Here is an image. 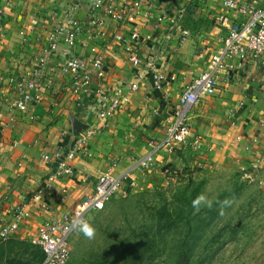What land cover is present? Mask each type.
<instances>
[{"label":"crops","instance_id":"crops-1","mask_svg":"<svg viewBox=\"0 0 264 264\" xmlns=\"http://www.w3.org/2000/svg\"><path fill=\"white\" fill-rule=\"evenodd\" d=\"M118 1L126 6L134 0ZM219 1L145 0L133 22L119 24L98 12L103 26L92 28L89 34L85 29L92 0H0V225L9 219L15 205L29 201L35 194H44L42 198L51 203L54 212L62 214L73 208L76 197L92 190L101 173L116 177L129 171L131 183L135 184L147 170L150 177L151 169L176 163L175 153L160 147L154 150L149 143L161 145L167 120L172 118L183 87L206 69L212 52L222 47L226 29L214 19L223 11ZM255 3L264 6V0ZM164 8L171 17L179 16L180 27L190 32L180 43L175 34L167 33V20L155 26L158 10ZM73 21L81 26V31H76V45L70 50L85 60L95 55L102 57L106 74L100 84L111 88L139 81L124 50V45L130 44L143 57L152 48L160 49L157 68L166 76L162 90L153 89L150 75L145 73L126 105L114 115L96 118L90 110L93 95L73 94L69 76L51 60L55 83L43 89L42 99L25 112L11 109L5 103V97H10L3 91L5 77L38 55L54 29H59L55 34V54L68 49L63 36L74 30ZM99 30L102 33L98 37ZM133 32L134 39L130 36ZM105 43L111 45L109 49L103 48ZM262 52V58L256 61L241 58L238 53L224 58L226 63L237 65L236 73L218 71L214 91L200 94L197 103L187 110L186 119L190 134L202 140L201 146L210 147L214 162L223 165L229 174L240 176V167L250 168L256 158L262 157L258 169L251 172L264 188ZM97 84L92 81L91 91ZM82 133L86 135L83 151L69 159L74 173L57 174L58 160L45 162L42 154L68 149L70 142ZM149 154L151 165L140 167L137 162ZM63 192L69 193L64 202L59 199ZM28 207L30 216L16 232L24 239L44 217L36 200H31Z\"/></svg>","mask_w":264,"mask_h":264},{"label":"rangeland","instance_id":"rangeland-1","mask_svg":"<svg viewBox=\"0 0 264 264\" xmlns=\"http://www.w3.org/2000/svg\"><path fill=\"white\" fill-rule=\"evenodd\" d=\"M200 141L190 134L172 152L176 163L147 170L90 211L91 236L73 234L66 264H264V188L229 174ZM28 239L0 237V264H41Z\"/></svg>","mask_w":264,"mask_h":264},{"label":"built area","instance_id":"built-area-1","mask_svg":"<svg viewBox=\"0 0 264 264\" xmlns=\"http://www.w3.org/2000/svg\"><path fill=\"white\" fill-rule=\"evenodd\" d=\"M144 1L134 0L133 4L123 6L118 0H92L88 28L85 31L92 34V28H102L103 20L98 18V12L111 17L119 24L133 22L138 7ZM219 4L223 11L215 15L214 19L219 26L226 29L222 47L212 52L206 69L183 87L178 103L174 105L172 118L167 120L166 134L161 145L152 141L149 143L154 150L160 147L172 153L177 146L186 142L190 136V126L186 119L187 110L197 103L200 94H211L214 91L218 71L229 75L236 73L237 65L226 63L224 58L236 53L241 58H249L252 61L262 58V51L264 50V6H258L255 0H220ZM237 16L240 17L239 20H235ZM162 20L168 21L167 33L175 34L177 42H182L190 35L187 28L180 27V17H171L168 9L158 10L155 26ZM72 25L74 30L68 31L63 36V41L68 49H63L55 54L58 45L55 34L59 33V29H54L48 36L47 46L38 55H35L29 63H23L20 70H15L5 77L2 82L3 91L7 93L6 95L10 94V97H5V103H8L11 109L25 112L31 105L42 99L43 89L51 87L55 83V74L49 66L51 60H55V66H58L63 74L69 76L73 94L91 93L93 95L90 110L96 118H107L114 115L126 105L130 99V93L137 89L138 83L143 80L145 73L150 75L153 89L162 90L166 76L157 68L160 64L157 61V57L161 55L159 54L160 49L152 48L143 57L130 44L124 45L128 63L134 70L136 80L139 81H131L125 85L108 88L99 83L106 74L105 63L100 55L85 60L71 52L70 48L76 45V31H81V26L76 22L73 21ZM101 33L100 30L97 32L98 37L101 36ZM93 36L95 37L94 34ZM130 36L133 39L136 38L134 32ZM110 46L109 43L103 44L104 49H109ZM92 81L98 82V84L91 91ZM85 140L86 135L84 133L79 134L72 143L70 142L68 149L63 151L60 148L52 153H43L42 159L45 162L50 161L51 158L57 159L59 170L57 174L72 175L74 171L69 159L82 153V145ZM62 156L63 159H61ZM262 160V157H258L250 164V168L240 167V177L245 180H254L251 170L256 171L259 162ZM151 163V154L137 162L140 167L150 166ZM167 172L168 169L164 168V173ZM81 180L84 181L82 177ZM130 181L129 171H123L116 177L101 173L96 177L92 190L76 197L73 208L62 214L54 212L51 203L47 199H43L44 197L42 198L44 194H35L29 201L19 203L11 209L9 219L0 225V237L6 239V237L16 235L20 224L30 216L29 202L36 200L44 217L33 233L29 235L28 240L42 252L41 264H66L71 254V237L77 231L89 229L88 213L102 208L117 191L121 190L123 184ZM45 189L50 191V186L46 185ZM68 195V192H63L59 198L60 201L64 202Z\"/></svg>","mask_w":264,"mask_h":264},{"label":"trees","instance_id":"trees-1","mask_svg":"<svg viewBox=\"0 0 264 264\" xmlns=\"http://www.w3.org/2000/svg\"><path fill=\"white\" fill-rule=\"evenodd\" d=\"M38 262L40 261V263L42 262V259H43V255H42V252H41V255H40V258L38 257ZM181 261V263L182 264H184V258L183 257H181V259H180ZM9 261V260H8ZM10 263L11 264H25V263H23V262H20L19 260H10ZM29 262H27L26 264H28Z\"/></svg>","mask_w":264,"mask_h":264},{"label":"clouds","instance_id":"clouds-1","mask_svg":"<svg viewBox=\"0 0 264 264\" xmlns=\"http://www.w3.org/2000/svg\"><path fill=\"white\" fill-rule=\"evenodd\" d=\"M85 235L91 236V231L90 230L86 231Z\"/></svg>","mask_w":264,"mask_h":264}]
</instances>
